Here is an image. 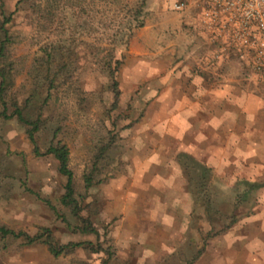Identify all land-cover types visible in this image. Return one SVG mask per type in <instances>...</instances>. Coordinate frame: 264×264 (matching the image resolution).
<instances>
[{
  "label": "rangeland",
  "instance_id": "374dc122",
  "mask_svg": "<svg viewBox=\"0 0 264 264\" xmlns=\"http://www.w3.org/2000/svg\"><path fill=\"white\" fill-rule=\"evenodd\" d=\"M16 1L0 4L10 11ZM177 1L183 0H148L147 23L122 52L120 99L112 117L106 119L99 102L102 94L108 104L99 72L78 70L81 81L95 91L83 109L67 101L62 138L70 147L80 215L97 235L69 228L24 191L21 157L6 158L12 188L0 193V222L29 233L48 226L58 243L90 241L102 250L85 246L55 257L42 243L0 240V264H264V92L254 84L251 63L242 60L231 40L216 67L196 69L197 52L202 50L209 61L216 47L182 43L192 7L200 0H184L181 11L174 8ZM13 31L18 36L14 52L26 55L34 45L28 19L18 16ZM79 55L84 62L83 57L91 58ZM108 130L119 135L96 182L85 191L82 173L89 168L93 143ZM0 133V154L7 148L22 152L28 186L76 224L79 220L58 202L65 178L57 172L56 160L33 155L14 120L3 123ZM46 140L39 137L40 144ZM183 154L212 169L205 188L211 194L210 208L204 192H197L198 171L192 180ZM245 181H259L260 187L237 204ZM232 214L235 222L226 227Z\"/></svg>",
  "mask_w": 264,
  "mask_h": 264
},
{
  "label": "trees",
  "instance_id": "16d2710c",
  "mask_svg": "<svg viewBox=\"0 0 264 264\" xmlns=\"http://www.w3.org/2000/svg\"><path fill=\"white\" fill-rule=\"evenodd\" d=\"M147 5L148 0H17L14 8L7 11L4 4H0V131L3 123L14 120L22 127L33 155L52 156L56 160L57 172L65 178L63 193L58 202L79 221L72 224L50 199L41 197L28 186L26 162L22 152L7 148L4 155L0 154V193L12 188L6 158L20 156L25 175L20 178V185L24 191L35 195L63 219L69 228L83 234L97 235L94 225L80 215L81 196L70 164V147L62 138L68 118L67 101L83 109L84 103L95 91L89 90L86 83L81 81L78 70L99 72L105 79L103 85L106 84L108 89V104L102 94H98L99 102L104 104L106 119L112 117L120 99L117 72L122 63V52L128 47L136 30L146 25L149 14ZM193 6L189 25L186 26L188 34L182 43L191 46L206 42L216 47H212L216 54L207 56L209 61H204L207 58L202 50L196 55L201 62H197L196 69L202 67L209 70L218 65L216 59L221 57L227 46L226 42L229 41L203 26L201 1ZM21 15L28 19L34 45L26 55L19 57L13 49L18 43L13 26L15 19ZM236 46L239 56L242 54V60L252 63V53L243 46ZM79 51L91 58L83 57L84 62ZM252 73L254 84L264 92V73L253 70ZM118 135V132L108 130L107 133H101L93 143L89 168L82 173L85 191L96 182L102 160L107 157ZM40 136L47 139L43 144L39 142ZM182 157L189 159L188 163L186 160L181 161L185 170H189L192 180L195 179L193 172L198 171L199 182L195 183L197 192H204V202L210 208L211 194L205 188L206 180L210 181L212 177V169L187 154ZM257 187H260L259 181H245V189L237 196V204ZM229 218L226 227L236 219L233 214ZM8 239L20 240L23 245L45 244L49 253L55 257L85 246H90L94 252L102 250L101 247L94 248L90 241L58 243L48 226H40L36 232L29 233L0 222V240Z\"/></svg>",
  "mask_w": 264,
  "mask_h": 264
},
{
  "label": "built area",
  "instance_id": "2783aa9c",
  "mask_svg": "<svg viewBox=\"0 0 264 264\" xmlns=\"http://www.w3.org/2000/svg\"><path fill=\"white\" fill-rule=\"evenodd\" d=\"M202 24L215 35L252 53V69L264 73V0H200ZM185 2L174 3L182 10ZM242 56V54H241Z\"/></svg>",
  "mask_w": 264,
  "mask_h": 264
}]
</instances>
